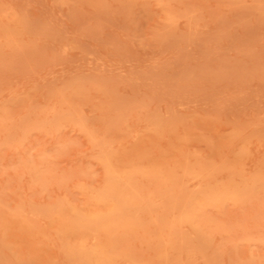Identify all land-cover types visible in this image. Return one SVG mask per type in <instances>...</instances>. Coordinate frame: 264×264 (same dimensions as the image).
I'll return each instance as SVG.
<instances>
[{
  "label": "rangeland",
  "instance_id": "rangeland-1",
  "mask_svg": "<svg viewBox=\"0 0 264 264\" xmlns=\"http://www.w3.org/2000/svg\"><path fill=\"white\" fill-rule=\"evenodd\" d=\"M102 158L236 198L164 229L166 258L155 230L87 248L108 242L114 264H264V0H0V264H94L50 213L92 208Z\"/></svg>",
  "mask_w": 264,
  "mask_h": 264
},
{
  "label": "bare ground",
  "instance_id": "bare-ground-1",
  "mask_svg": "<svg viewBox=\"0 0 264 264\" xmlns=\"http://www.w3.org/2000/svg\"><path fill=\"white\" fill-rule=\"evenodd\" d=\"M101 161L105 163L103 181L96 191L90 192L86 196V201L88 204L93 205L92 208L85 211H77L71 207V214L67 216L59 205L55 206V209L50 213V215L55 213L57 224L61 231H68L74 235V244L76 245L73 246L81 254V258L94 262V264H114L111 260V251L107 243L112 240V236L115 233H117L121 241L124 235L136 233L139 229H143L146 233L151 230L156 231L155 242L157 244L163 243V246H165L161 248L158 255L166 258L165 249L171 247L176 242V239L172 235L171 237H163L162 232L164 229H168L169 234L173 233V231L176 232L175 227L180 222L193 223L197 220L199 221L200 218L197 219L196 214L200 212L202 206L214 204L225 197L233 198L236 196V189L232 187L207 188L194 191L193 193L190 190L191 194L181 193L182 187L176 182V179H169L160 170L142 169L134 166L132 169L118 172L114 171L107 159L102 158ZM191 171L192 169L187 173ZM138 174L147 177L148 180L150 179L153 183L152 187H145L144 189L136 187L135 180ZM157 198H161L164 205L158 210L151 209L152 207L149 203L155 202L158 200ZM178 199L181 202V206L176 201ZM129 204L137 205L138 210L143 209L140 210L141 212L146 208L151 210L148 217L150 220L144 223L137 218V215H131L125 208ZM201 220L203 222L206 221V219ZM99 231L105 234V240L108 242L105 243L104 240L100 239L94 242L91 248H87L85 241L87 239H95ZM189 241L190 239L187 242L194 246ZM191 244L189 245L191 246ZM70 245L72 246V243ZM177 246L178 248H176L182 251L187 247V243L184 242V244L181 243V245L178 244ZM186 249L188 250V248Z\"/></svg>",
  "mask_w": 264,
  "mask_h": 264
}]
</instances>
